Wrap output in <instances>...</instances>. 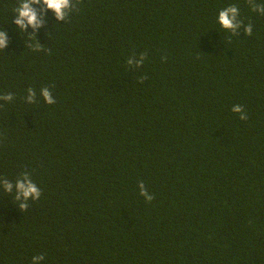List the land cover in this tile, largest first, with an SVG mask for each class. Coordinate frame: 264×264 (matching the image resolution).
Wrapping results in <instances>:
<instances>
[{"label":"trees","instance_id":"obj_1","mask_svg":"<svg viewBox=\"0 0 264 264\" xmlns=\"http://www.w3.org/2000/svg\"><path fill=\"white\" fill-rule=\"evenodd\" d=\"M18 3L0 0V264H264V0L41 3L26 31Z\"/></svg>","mask_w":264,"mask_h":264},{"label":"clouds","instance_id":"obj_2","mask_svg":"<svg viewBox=\"0 0 264 264\" xmlns=\"http://www.w3.org/2000/svg\"><path fill=\"white\" fill-rule=\"evenodd\" d=\"M46 5L47 9H51L57 18V20H65L69 13L73 10V0H19L18 5L14 8L15 12V24L17 25L20 31H26L30 25L33 29L41 27L43 21L39 18L38 12L33 5L36 4ZM261 11H264V7L261 8ZM239 14V9L235 5H229L219 11L217 22L225 30H230L235 34V30L240 27L239 23H235L236 17ZM247 35L252 34V25L248 24L245 28ZM9 43L8 35L4 30H0V49L7 47ZM42 49V45L37 43L35 45V50ZM146 54L141 55V59L135 61L137 67L143 64ZM128 64H132L133 60L128 59ZM146 77H141V82ZM28 95L25 97L26 101L29 103L36 102V92L34 89L29 88ZM40 94L44 98L47 104H54L56 101L49 88L44 87L40 90ZM14 99L13 93H6L0 95V100L12 101ZM232 111L240 114V119L246 120L247 114L244 112V109L241 105L236 104L232 107ZM4 187L7 192H11L13 188V183L9 180H4ZM15 187L17 189L15 194V199L20 201L19 207L26 210L28 208V201L38 200L41 196V189L34 183L31 178V174L28 172L22 173L15 180ZM140 194L144 196L148 201H151L154 197L147 191L143 181L139 183ZM43 255H35L32 257L33 264H39V261L43 260Z\"/></svg>","mask_w":264,"mask_h":264}]
</instances>
